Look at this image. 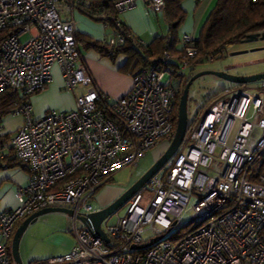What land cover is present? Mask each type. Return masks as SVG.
<instances>
[{"label": "built area", "instance_id": "obj_1", "mask_svg": "<svg viewBox=\"0 0 264 264\" xmlns=\"http://www.w3.org/2000/svg\"><path fill=\"white\" fill-rule=\"evenodd\" d=\"M107 1L117 14L137 3L156 16L164 8V0ZM91 2L0 0V93L28 98L52 82L54 66L67 92L84 89L72 111L35 118L27 103L10 114L23 122L0 144V166L17 164L29 175L16 192L18 207L0 213V264H11L17 224L48 208L72 211L74 246L42 264H264V80L255 91H223L188 123L175 154L127 201L125 216L102 222L108 242L77 226L79 217L101 210L95 198L116 172L171 142L176 98L198 55L196 40L183 35L181 56L164 52L132 75L128 93L108 103L75 41L72 14ZM112 22L115 31L103 43L117 49L126 36L120 21ZM192 200V228L169 236Z\"/></svg>", "mask_w": 264, "mask_h": 264}, {"label": "crops", "instance_id": "obj_2", "mask_svg": "<svg viewBox=\"0 0 264 264\" xmlns=\"http://www.w3.org/2000/svg\"><path fill=\"white\" fill-rule=\"evenodd\" d=\"M216 2L217 0H200L198 7H195L194 0H186L182 3L181 6L186 12V19L183 23L184 27L181 38L178 39L175 50H180L183 46L181 44V39L185 34H189L195 40L198 39L201 28ZM160 15L164 21V13L162 12ZM158 17L159 16L148 12L145 5L142 3H137V5L131 10L118 14V20L129 30V33L134 38H139L146 46L155 38L167 37L168 33H165L168 32L166 23L165 21L161 23L160 18ZM72 19L79 40L84 39L89 42L103 43L104 40H108L112 37L113 30H108V26H106L104 22L93 20L85 16L79 10L74 11ZM171 43L172 40L169 39L168 44ZM78 46L82 62L87 72L90 74L98 90L106 97L108 103L115 102L118 98L130 91L132 87V74L120 71L127 61L125 55L119 54L115 61L112 62L108 58H102L93 50L84 53L81 42ZM51 75L52 82L49 85H47L42 91L28 97V103L31 107L32 115L35 118H41L51 110L63 112L74 110L76 97L81 96L84 93V89L81 87L77 88L74 94L65 90L62 74L58 66L53 67ZM22 122L23 119L21 116H6L3 119L4 134H13L21 126ZM160 145L162 149H154V157L156 161L168 147V144L165 141ZM28 175L27 169L21 166H10L0 169V213L6 209H14L18 207L19 204L16 192L18 188L27 185ZM101 189H99V191ZM104 195L101 197L98 196L97 200L107 207L121 195V192L114 196L107 197L106 195V197H104ZM105 207H102V209ZM65 216L67 217V224H48V226L43 227V229H45V235H43L41 239H35V241L38 243L41 242L43 246L42 249L49 252L47 255H43V250L38 251L39 248L34 249L36 251L35 253H33L34 250H29L31 255L29 257L26 256L28 264H34L36 262L42 263L47 259L64 255L73 248L74 237L71 229L72 220L70 223V217L68 214H65ZM39 218L40 217L31 222L22 232L18 249L19 246H21L23 236L30 239L27 237V233L32 225L39 223ZM21 224L22 222L17 224L14 234ZM23 242L25 243L24 240ZM12 261L15 262L11 256V263Z\"/></svg>", "mask_w": 264, "mask_h": 264}, {"label": "trees", "instance_id": "obj_3", "mask_svg": "<svg viewBox=\"0 0 264 264\" xmlns=\"http://www.w3.org/2000/svg\"><path fill=\"white\" fill-rule=\"evenodd\" d=\"M184 1L186 0H164L163 13L168 30L167 37L155 38L147 46L145 44L132 45V39L127 37L129 30L122 22L120 24L126 40L124 45L119 48L111 49L106 43L89 42L84 39L79 40L77 34L75 35L76 45L79 49L78 44L81 42L84 49L93 50L102 58H108L112 62L115 61L119 54L125 55L127 61L120 71L132 75L148 67L155 59L163 55L164 52H168L174 57H179L183 52V46L180 50H175V46L178 42L177 29L186 19V12L181 6ZM195 1V7H198L200 0ZM79 11L93 20L104 22L113 32L115 31L112 21L113 19H118V14L107 0H92L88 9H80ZM262 33H264V0H217L195 42L198 55L196 60L193 61L191 69L198 64L207 62L210 58L214 60L220 56L221 51L226 50L233 43L244 40L248 35ZM2 36L3 34H0V38ZM169 39L172 40L171 44H168ZM235 87L241 86L235 85ZM181 94L182 92L176 98L175 125L177 123V109ZM220 94L214 95L208 100L206 106L197 113L194 121L198 119L207 106ZM27 103L28 98L19 96L13 92L6 91L0 93V121L3 123V119L6 116ZM106 104L108 103L106 102ZM9 138L10 134L1 136L0 144L7 142ZM10 166L18 165H6V167ZM0 169H2L1 166ZM42 263L36 262L34 264Z\"/></svg>", "mask_w": 264, "mask_h": 264}, {"label": "rangeland", "instance_id": "obj_4", "mask_svg": "<svg viewBox=\"0 0 264 264\" xmlns=\"http://www.w3.org/2000/svg\"><path fill=\"white\" fill-rule=\"evenodd\" d=\"M195 1V0H194ZM196 2V1H195ZM200 3V1H199ZM161 23H163L162 16L159 15ZM184 24H182L177 29V37L181 38L183 32ZM108 30L110 28L108 27ZM168 31V30H167ZM165 32V31H164ZM166 34L168 32H165ZM140 40V39H139ZM90 50H86L83 48L84 53H88ZM224 55H220L215 58L213 61L208 60L207 62L198 64L194 66L191 70L187 72V77L182 82L181 92L184 87L188 83V81L196 76L199 73L203 72H212V73H224L229 76L234 77H251L258 74L264 73V33L262 34H252L248 35L244 40L233 43L228 48H226ZM260 81H256L253 83L246 84L242 86L245 89L255 91L256 88L260 86ZM235 85L216 77L215 75L208 74L203 75L195 79L189 90L187 97V121L191 123L196 118L197 113L202 110L208 100L214 95L220 94L225 90L233 88ZM52 111V110H51ZM19 117V116H14ZM163 146V145H162ZM162 149L161 145L157 146L155 150ZM151 150L147 152L143 157L138 160L136 166H128L125 167L118 172H116L106 183V185L97 193L95 198V205L97 208L105 207L99 202L98 196L101 197L104 194L108 196H114L117 193L121 192V195L126 192L131 186H133L156 162L154 157V151ZM104 195V197H106ZM193 200L188 204L186 212L181 216L180 222L171 230L170 235H184L186 234L192 227L188 225L191 217H192V205ZM127 204L125 203L118 210H116L110 217L105 220L103 226L106 224L114 223L118 218H123L126 214ZM71 223V215H68ZM39 223H35L30 227L27 237L23 236V240L25 243L21 242V246H19V256L21 260V264H28L27 257L31 254L29 250L33 251L36 248H39L38 251L42 249V243L36 242L35 239H41L44 234L43 227L48 226V224L62 225L67 224L65 213L53 212L46 213L44 215L39 216ZM38 218V217H37ZM78 227L81 226V222L78 221ZM72 226V223H71ZM186 226V227H185ZM180 227L182 228L180 231H177ZM72 229V227H71ZM147 238V235L144 236V239ZM26 244V245H25ZM12 244H10L11 250ZM28 250V251H27ZM37 251V252H38ZM36 251L34 250L33 253ZM49 251L43 250V255H47ZM40 253V252H39ZM27 256V257H26ZM11 264H16L12 261Z\"/></svg>", "mask_w": 264, "mask_h": 264}, {"label": "water", "instance_id": "obj_5", "mask_svg": "<svg viewBox=\"0 0 264 264\" xmlns=\"http://www.w3.org/2000/svg\"><path fill=\"white\" fill-rule=\"evenodd\" d=\"M212 74L216 77L223 79L225 81H228L234 85L238 86H244L249 83H253L256 81H262L264 80V73L258 74L251 77H234L229 76L224 73H212V72H203L199 73L193 78H191L186 86L184 87L182 94L179 98L178 103V109H177V123L175 128L174 137L171 140V142L168 144L167 149L164 151V153L158 158V160L154 163V165L133 185L131 186L126 192H124L122 195H120L115 201H113L110 205L107 207L101 209L100 211L88 214L83 217H79V221L88 228L91 232H93L95 235L100 237L105 242H108V239L106 238L105 234L101 230V224L102 222L107 219L109 216H111L116 210H118L121 206H123L127 201L137 192L139 191L146 183L147 181L152 178L154 175H156L164 166V164L175 154L181 143L183 142L186 130H187V97H188V90L192 84V82L197 79L200 76ZM53 212H60L65 213L68 215H72V211L66 208H48L44 209L30 218L26 219L22 222V224L18 227L16 230L13 240H12V246H11V256L13 260L20 264V258L18 253V244L20 240V236L22 232L25 230V228L33 222L37 217L44 215L46 213H53ZM146 246H135L132 245V250H142L147 248Z\"/></svg>", "mask_w": 264, "mask_h": 264}]
</instances>
